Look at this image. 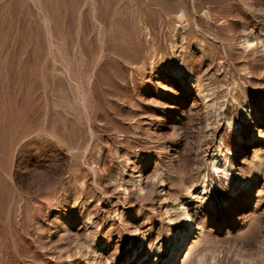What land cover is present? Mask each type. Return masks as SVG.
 Here are the masks:
<instances>
[{
	"label": "rangeland",
	"instance_id": "rangeland-1",
	"mask_svg": "<svg viewBox=\"0 0 264 264\" xmlns=\"http://www.w3.org/2000/svg\"><path fill=\"white\" fill-rule=\"evenodd\" d=\"M263 43L264 0H0V264H264Z\"/></svg>",
	"mask_w": 264,
	"mask_h": 264
},
{
	"label": "bare ground",
	"instance_id": "bare-ground-1",
	"mask_svg": "<svg viewBox=\"0 0 264 264\" xmlns=\"http://www.w3.org/2000/svg\"><path fill=\"white\" fill-rule=\"evenodd\" d=\"M261 37V36H260ZM263 41V39H262ZM260 41V42H262ZM245 44H247L248 46L250 44H252V42L249 40V39H246L245 41ZM244 45V44H243ZM245 45V46H247ZM263 46H264V43H263ZM262 46V47H263ZM254 50V49H253ZM264 54V53H263ZM198 78V77H197ZM196 78V79H197ZM197 81V80H196ZM200 82V81H199ZM200 85V84H199ZM236 85V84H235ZM205 97V96H204ZM232 98L236 101L239 102L240 104V107L241 109L247 114L248 112V109L250 108V104L248 103V101L246 100V96L245 94L243 93L242 89L240 86H234L233 87V91H232ZM231 99V100H233ZM232 123V122H231ZM231 123L229 124V126L231 125ZM227 157V156H226ZM212 166L219 170L220 168L225 172L226 175H228L229 177H233V171L232 169L230 168V164L228 163V159L225 158V160H218V156L213 158L212 162H211ZM223 172V173H224ZM203 181V180H202ZM241 185L243 187L247 186V184H249L250 182V179L248 177L246 178H241L239 179ZM205 182V181H204ZM187 187V186H186ZM190 188V187H188ZM237 189V187H233L232 190L235 192ZM206 190V186L203 185L201 186V188L199 189V191H204ZM180 214L183 216V221L189 225L190 227V230H192V227L194 225V221H193V218L189 212V210L183 206L181 207V211H180ZM182 231H178L176 234H175V237H176V244L173 246L172 248V251H171V254H169V256L165 257V256H162L160 259L158 256H155V257H150V264H174L176 262V259L178 258V255L181 251V246L182 244L185 242V239H186V235L185 234H181L180 235V240L177 238V234L178 233H181ZM159 250V248H157Z\"/></svg>",
	"mask_w": 264,
	"mask_h": 264
}]
</instances>
